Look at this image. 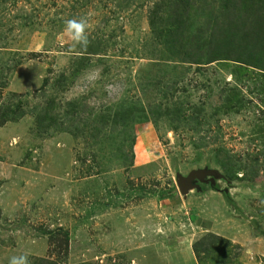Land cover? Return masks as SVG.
Masks as SVG:
<instances>
[{
    "label": "rangeland",
    "instance_id": "1",
    "mask_svg": "<svg viewBox=\"0 0 264 264\" xmlns=\"http://www.w3.org/2000/svg\"><path fill=\"white\" fill-rule=\"evenodd\" d=\"M172 2L0 0V264H264V0Z\"/></svg>",
    "mask_w": 264,
    "mask_h": 264
},
{
    "label": "clouds",
    "instance_id": "2",
    "mask_svg": "<svg viewBox=\"0 0 264 264\" xmlns=\"http://www.w3.org/2000/svg\"><path fill=\"white\" fill-rule=\"evenodd\" d=\"M88 21L86 18H72L65 21L64 33L72 44L78 45L81 48H86L89 44L87 35ZM101 78L99 69H90L82 74L78 81V87L82 90H87ZM105 90L109 98H118L122 95L124 86L120 81H113L105 86ZM99 107V103L95 105ZM8 264H29L28 256L25 254L13 255L10 257Z\"/></svg>",
    "mask_w": 264,
    "mask_h": 264
},
{
    "label": "trees",
    "instance_id": "3",
    "mask_svg": "<svg viewBox=\"0 0 264 264\" xmlns=\"http://www.w3.org/2000/svg\"><path fill=\"white\" fill-rule=\"evenodd\" d=\"M190 4V0H173L171 7V18L174 28H177V30L181 29L180 37L183 35V24L186 22V17L188 14V5ZM230 11H228L229 13ZM183 47L181 46V49ZM196 60V58H195Z\"/></svg>",
    "mask_w": 264,
    "mask_h": 264
},
{
    "label": "water",
    "instance_id": "4",
    "mask_svg": "<svg viewBox=\"0 0 264 264\" xmlns=\"http://www.w3.org/2000/svg\"><path fill=\"white\" fill-rule=\"evenodd\" d=\"M210 173L209 171H205L202 169H198V170H192L190 171L185 177H178L177 181H176V185L178 187V189L181 191V193L185 194V192L187 191V189L193 187V185L191 184V182L193 181V179L198 178L199 180L202 181H212L211 179H207L205 180L204 178L206 176H208Z\"/></svg>",
    "mask_w": 264,
    "mask_h": 264
}]
</instances>
